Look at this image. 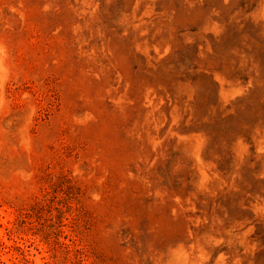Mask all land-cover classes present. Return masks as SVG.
<instances>
[{
	"label": "rangeland",
	"instance_id": "obj_1",
	"mask_svg": "<svg viewBox=\"0 0 264 264\" xmlns=\"http://www.w3.org/2000/svg\"><path fill=\"white\" fill-rule=\"evenodd\" d=\"M261 23L0 0V264H264Z\"/></svg>",
	"mask_w": 264,
	"mask_h": 264
},
{
	"label": "bare ground",
	"instance_id": "obj_2",
	"mask_svg": "<svg viewBox=\"0 0 264 264\" xmlns=\"http://www.w3.org/2000/svg\"><path fill=\"white\" fill-rule=\"evenodd\" d=\"M150 19H151V22H152L151 24H153V23L155 24L154 21H155L156 19H152V18H150ZM143 22H144V21H143ZM261 24H262V26H264V23H261ZM148 28H149V26L147 25V26H146V29H148Z\"/></svg>",
	"mask_w": 264,
	"mask_h": 264
}]
</instances>
